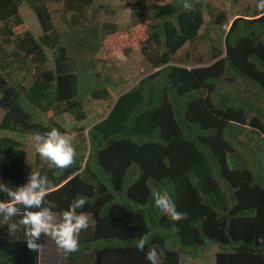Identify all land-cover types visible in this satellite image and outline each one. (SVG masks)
I'll use <instances>...</instances> for the list:
<instances>
[{"label":"trees","instance_id":"16d2710c","mask_svg":"<svg viewBox=\"0 0 264 264\" xmlns=\"http://www.w3.org/2000/svg\"><path fill=\"white\" fill-rule=\"evenodd\" d=\"M137 1L130 18L141 26L137 49L149 72L113 99L123 82L109 59L97 57L117 33L99 19L112 14L103 0H0V183L26 184V137L53 128L70 135L64 115L81 122L88 101L109 102L86 131L71 128L78 139L71 167L35 154L32 171L49 178L57 216L74 199L87 200L78 210L89 216L79 251L59 248V264H149L147 248L136 247L147 233L164 249V264H179V255L198 259L209 246L214 264H264V11L257 8L264 0L228 23L208 16L201 33V0H191L194 11L181 0ZM22 4L38 37L23 26ZM49 4H61L57 25ZM217 17L227 28L210 39ZM197 41L209 46L207 59L183 66L176 53ZM153 190L167 191L187 219L171 221ZM2 220L0 264H54L45 237L31 251Z\"/></svg>","mask_w":264,"mask_h":264},{"label":"clouds","instance_id":"9594fccd","mask_svg":"<svg viewBox=\"0 0 264 264\" xmlns=\"http://www.w3.org/2000/svg\"><path fill=\"white\" fill-rule=\"evenodd\" d=\"M181 3L186 11L195 10L191 0H181ZM257 8L264 11V2H260ZM35 148L43 161L60 170L71 167L77 156L71 137L56 128L37 135ZM0 193L7 196V200H0L2 223L8 226L10 235L22 232L29 250L38 251L41 244L37 241L43 236L54 240L65 255L79 251V234L89 227V216L78 211L87 204L85 198L74 199L69 208L57 216L53 211L57 207L56 203L48 199L51 194L49 178L33 171L27 183L15 189L0 183ZM152 198L156 208L171 221L187 219V214L177 210L167 191L153 190ZM18 216L19 220L12 222ZM150 240V233L142 235L136 244L137 250L145 251L147 248L146 259L149 264H164V249L157 244H150Z\"/></svg>","mask_w":264,"mask_h":264},{"label":"rangeland","instance_id":"374dc122","mask_svg":"<svg viewBox=\"0 0 264 264\" xmlns=\"http://www.w3.org/2000/svg\"><path fill=\"white\" fill-rule=\"evenodd\" d=\"M203 4L200 8L203 10V23L200 27V33L206 28V21L208 16H215L221 14L226 16L227 23L230 22L233 15L240 14L246 8H250L253 4V0H201ZM140 1L137 0H103V3L108 6V9L112 14L100 15L99 19L115 24L117 27V33L111 37H108L103 44L102 50L98 53L97 57L100 59H109V63L112 65L116 72H112L111 75L122 80V85L119 89L111 91L110 94L114 99L119 93L126 91L133 87L136 81L147 75L149 72L148 66L145 64L143 58L137 49L136 37L141 26H138L130 18V7L137 6ZM61 4H49L48 8L52 13V20L57 25L56 10L60 8ZM100 12V11H97ZM18 14L23 21L25 29L29 30L34 37L40 35V30L37 22L31 13L23 4L18 7ZM219 24V25H218ZM226 24L221 21L220 17L214 18V28L209 32V38L213 39L215 35H219L222 30H226ZM220 26V28L218 27ZM57 28V26H54ZM212 27V26H211ZM23 29V27H22ZM18 29V30H22ZM213 45H219V42H214ZM129 48L131 52L124 56L122 50ZM209 46L204 41H197L191 45H184L176 54L178 56V62L183 61V66L196 65L195 60L199 59L203 62L207 59ZM47 55L48 52L46 51ZM23 71H20L21 73ZM16 73V74H19ZM109 102H96L88 101L84 106L85 119L81 122H74L69 116L64 115L61 119L63 125L69 132V136L74 141H78L75 138V134L71 131V128L77 126L85 127V131L93 124L99 117H103L107 112V106ZM2 112L0 111V117ZM47 116H49L47 114ZM24 146V164L26 167V180L34 167L35 154H38L35 148V139L26 137L23 140ZM39 155V154H38ZM26 181V183H27ZM51 246L52 255H49L54 264H59L61 261L59 247L54 240L49 237H45L42 241V246ZM212 247V248H211ZM205 254L198 259H189L183 255H179V264H214L213 258L216 249L213 246Z\"/></svg>","mask_w":264,"mask_h":264},{"label":"crops","instance_id":"0c3cea01","mask_svg":"<svg viewBox=\"0 0 264 264\" xmlns=\"http://www.w3.org/2000/svg\"><path fill=\"white\" fill-rule=\"evenodd\" d=\"M61 262V261H60Z\"/></svg>","mask_w":264,"mask_h":264}]
</instances>
